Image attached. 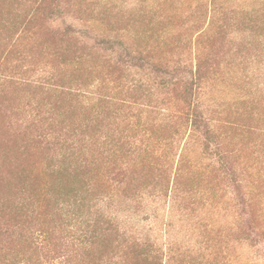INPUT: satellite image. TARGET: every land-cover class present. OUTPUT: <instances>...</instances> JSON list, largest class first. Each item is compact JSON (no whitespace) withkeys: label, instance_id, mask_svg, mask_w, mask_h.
<instances>
[{"label":"rangeland","instance_id":"rangeland-1","mask_svg":"<svg viewBox=\"0 0 264 264\" xmlns=\"http://www.w3.org/2000/svg\"><path fill=\"white\" fill-rule=\"evenodd\" d=\"M0 264H264V0H0Z\"/></svg>","mask_w":264,"mask_h":264}]
</instances>
